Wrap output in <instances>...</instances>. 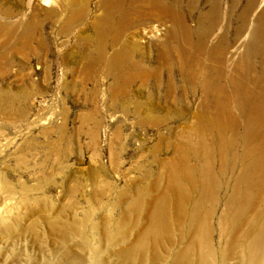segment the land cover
<instances>
[{
  "label": "rangeland",
  "instance_id": "rangeland-1",
  "mask_svg": "<svg viewBox=\"0 0 264 264\" xmlns=\"http://www.w3.org/2000/svg\"><path fill=\"white\" fill-rule=\"evenodd\" d=\"M163 1L170 6L174 0ZM231 1L220 2L205 46L220 35L227 44L217 46L211 62L202 58L207 49L196 48L199 60L190 63L184 82L175 19L132 22L112 47L109 36L94 34L102 14L98 0H75L73 12L86 6L88 13L74 20L69 0H0V264H264V253L251 263L242 259L247 215L220 223L225 206L218 177L217 201L210 190L200 206L206 224L200 238L193 241L195 232L179 215L178 204L186 214L198 198L184 173L197 176L191 169L200 167L198 158L211 176H221L222 168L210 157L209 134L194 120L195 113L208 115L203 79L195 73L209 77L220 66L230 77L248 62L258 74L264 58V40L261 58L247 47L256 42L249 30L257 19L227 17ZM234 1L240 12L252 0ZM180 2L190 49L197 44L198 11L208 10L210 1L197 0L190 14L193 0ZM252 4L261 9L264 0ZM48 9L56 15L46 17ZM20 23L25 34L16 36ZM261 29L264 38V21ZM102 38L104 58L116 54L125 64L117 79L98 58ZM234 165L228 176L238 175Z\"/></svg>",
  "mask_w": 264,
  "mask_h": 264
},
{
  "label": "bare ground",
  "instance_id": "bare-ground-1",
  "mask_svg": "<svg viewBox=\"0 0 264 264\" xmlns=\"http://www.w3.org/2000/svg\"><path fill=\"white\" fill-rule=\"evenodd\" d=\"M87 1L88 0H84L85 3ZM209 1L208 10L198 11L197 16L200 27L196 34L197 44L190 49L186 47V43L188 42L187 29L184 26L185 24L180 21L184 13L180 0H174L172 3H169L170 6H168L166 4L167 2L163 0H98L97 5L102 14L94 20V34L104 36L103 38L109 36V43L112 47H115L117 41L116 35L124 32L132 22L144 20L156 21L158 19L168 18L177 20L176 29L181 30L182 33H180V36L183 37L178 38L177 43L179 48L178 50H175V52L176 55H179L180 57V61L177 60L178 69L183 81L187 82V80L190 79V63L194 59L195 61L199 60L194 53L196 48L207 49V52L206 50L203 51L204 54L202 58L211 62L216 56L215 51L217 46L219 47V44H227L225 36L220 35L215 44L208 46V48L205 46L206 39L213 31H215L214 28L216 25L214 22L221 14L219 4L222 0ZM253 1L254 0L250 1L244 6L240 12H237V3L232 0L225 15L229 17L234 16L237 13L238 17L243 21H245L249 15H252L257 19L258 23L256 22V24L249 30L250 33H255L253 37H255L256 42L252 45L248 44L247 47L248 50L254 53V56H259L261 58L260 49L263 46L264 38H261L263 36L262 34H259L258 31L262 30L264 7L254 10L252 4ZM193 2V6L186 7V12L188 14L196 9L195 3L197 0H193ZM74 3L75 0H69L71 18L75 19V17L79 15L81 19H84L88 13L86 6L80 14H77L75 11L73 12ZM53 13L56 15L54 9H48L45 11V16H54ZM259 22H261V25H259ZM24 27L25 24L20 23V31L18 28L15 35L19 36L23 32L25 34V31L23 30ZM242 28L244 29L245 27L241 26L238 28L237 33H240ZM16 36H14V38H16ZM103 38L98 41L96 46L97 53L99 54L98 58L110 67L111 74L116 76L115 79H117L119 75L120 77L122 76L121 69L125 64L122 65L121 62H117L116 54L110 58H104L106 43ZM162 55L163 54H161V57L164 59L165 55ZM246 58H250L248 61L252 60L249 55L246 56ZM220 62L222 63V60ZM261 62L258 74L254 73L255 67L248 62L247 64H244V69L242 70H239L238 67L234 68L230 77L226 75L224 69L220 66L211 68V73L213 75L209 77L206 76V73L201 76H198L195 73V78L203 79V82H199L200 91L205 96V102L202 108L208 110V115L202 116L195 113L194 120L198 126L205 129L214 144L213 149H211L210 157L212 154L214 159L216 157L219 159V162H221L222 168L218 170L221 176H211L212 174H215V172L213 171L210 173L211 170L206 163L207 161L198 158L196 161L197 164L199 162L200 167L198 168L196 165L195 168L191 169L193 173H197L195 174L197 176H193V180H190L184 173L182 177L183 179H187L191 187L198 192L197 201L189 203L190 208L186 214L181 212L180 204H178L179 215L183 217L186 216V221L189 225L188 230L192 233L195 232L193 235L194 241L195 236L197 237V231L202 229V232H204L205 230L203 227H205L206 224L200 219L202 217L200 206L207 201V199L204 198L206 193L211 190L212 203L217 201L216 196L221 193L222 196L220 198H222L225 206L224 213H222L219 218L221 224L228 223L230 225L233 221V215H236L238 222L243 220L244 215H247L244 218L248 225L244 234L246 243L241 247L242 259L249 263L253 262L264 253V58ZM202 69H204V67ZM203 135L201 138H203ZM200 143L204 144L201 140ZM237 150H239V153ZM234 164L239 165L238 175L228 176L226 170L228 167H231L232 169L235 168ZM203 170L207 173H202L201 171ZM216 177L222 181L219 183L216 190L217 195H214L212 189H216V186H214L216 185ZM178 185H181V181L177 182V187L179 188ZM252 192H255L256 196L252 198L254 211L250 214L249 211L251 208L248 207L250 205V202L248 203V201ZM238 203L240 204L239 207H236L237 209L235 208V210H233V206H237ZM165 217V211H162V218L160 220L163 222L166 219ZM195 226L197 227L194 228ZM230 231L231 233L234 232L233 227L231 226ZM197 238L200 237L198 236ZM201 239H203L202 242H205V235H202Z\"/></svg>",
  "mask_w": 264,
  "mask_h": 264
}]
</instances>
